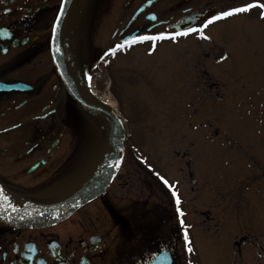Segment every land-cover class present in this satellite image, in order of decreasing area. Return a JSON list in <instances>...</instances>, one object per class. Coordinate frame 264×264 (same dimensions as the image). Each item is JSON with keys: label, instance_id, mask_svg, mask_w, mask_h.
I'll list each match as a JSON object with an SVG mask.
<instances>
[{"label": "flooded vegetation", "instance_id": "1", "mask_svg": "<svg viewBox=\"0 0 264 264\" xmlns=\"http://www.w3.org/2000/svg\"><path fill=\"white\" fill-rule=\"evenodd\" d=\"M64 2L0 0V264H147L159 253L164 263L189 264L171 190L138 149L126 146L95 199L70 204L107 169L112 136L65 86L61 58L87 89L118 66L154 76L163 42L167 69L196 78V106L182 118L194 153L174 151L185 169L181 204L194 201L212 264H264V84L221 82L264 75L260 9L214 21L208 39L190 33L116 48L133 35L199 26L245 0H76L63 35Z\"/></svg>", "mask_w": 264, "mask_h": 264}, {"label": "rangeland", "instance_id": "2", "mask_svg": "<svg viewBox=\"0 0 264 264\" xmlns=\"http://www.w3.org/2000/svg\"><path fill=\"white\" fill-rule=\"evenodd\" d=\"M103 0H97V3ZM242 20L237 17L232 20ZM165 49V55L160 56V63L154 76L123 70L120 66L110 69L100 75L96 81L99 96L114 102L119 114L125 121L127 129L126 146L136 148L143 161L163 174L169 184L175 186V190H181L184 186V165L180 161V156H176L174 151L179 153L188 148L191 138H183L184 132L191 135L192 129L183 124L182 118L188 113H192L196 106L194 101L195 90L189 89V84L195 77L176 75L167 68L172 66V57L168 56L166 43L157 46L156 54ZM167 49V50H166ZM165 67V69H163ZM157 67H154V70ZM222 84L229 88L231 85L240 86L242 84L263 85L264 75L261 77L249 76H225L221 77ZM110 81V82H109ZM109 84H111L109 86ZM109 88V89H108ZM189 99V101H188ZM194 104H191V103ZM188 103V105L186 104ZM197 103V102H196ZM183 108H185L184 111ZM107 122V120H105ZM109 126V124H108ZM110 128V126H109ZM194 146L189 147V151L194 153ZM128 159V151L126 152ZM126 159V161H127ZM125 164L128 163V161ZM131 179V181H134ZM139 185L133 183L129 190L132 195ZM141 191V189H140ZM146 194V191L142 189ZM141 191L140 196L143 197ZM161 196V195H160ZM190 200V198H189ZM183 201L180 205L185 213L183 219L188 227L189 237L192 240L193 251L189 253L191 264H212L213 258L208 252V237L198 226V217L193 200ZM189 202V203H187ZM160 226V224H158Z\"/></svg>", "mask_w": 264, "mask_h": 264}, {"label": "water", "instance_id": "3", "mask_svg": "<svg viewBox=\"0 0 264 264\" xmlns=\"http://www.w3.org/2000/svg\"><path fill=\"white\" fill-rule=\"evenodd\" d=\"M75 1L76 0H65L64 2V7L61 11V13H63L62 15L64 20V23L62 25L63 35L65 31L67 17ZM54 28L55 31H53L51 46H52V55L54 57L55 62L58 64V58L55 51V46H56V38H57V30L59 28V22L55 24ZM63 35H61L62 37L61 44L64 48L65 44H64ZM61 62L63 65L62 71H64V72L61 71L62 72L61 77L68 90L73 94L75 99L80 104L92 110L93 112L101 114L102 116L106 117L112 125L113 136H114L112 160L108 169L90 188L78 194L71 200L73 209H75L95 198L99 193H101L106 188V186L112 180L120 164L121 157L123 155L124 143L126 140V128L123 120L119 117V115L115 112L113 108L99 101L94 96L88 94V92L81 85L79 79L70 72L67 58L62 57ZM163 259L164 258L162 255H158L156 256L154 262L149 264H169L170 260L169 262L167 261L164 263Z\"/></svg>", "mask_w": 264, "mask_h": 264}, {"label": "snow or ice", "instance_id": "4", "mask_svg": "<svg viewBox=\"0 0 264 264\" xmlns=\"http://www.w3.org/2000/svg\"><path fill=\"white\" fill-rule=\"evenodd\" d=\"M149 3H151V0H149ZM253 8H259L260 9V12H259L260 17L264 18V2H260V0H252V2H247V0H245V2L241 6L230 7L227 10L220 11L218 14L211 16L210 19L205 20V22L203 24H200L199 26H188L183 31H174L171 33L159 32V33H156L154 35H152V34L133 35V36H130L128 39H125L123 41V43L116 45V48H123L125 46H129L131 44H135L137 42H142V41H153V42H155L158 39H165L168 37L175 38L176 36H187L190 33H198L202 38L208 39V37H206L204 35L203 30L209 24L213 23L216 20L227 18V17L233 16L235 14L248 13ZM153 19H155V17H153ZM53 31H55V28L53 29ZM116 48H112L109 51L115 52ZM57 51H59V49H57ZM224 58L225 57H223V56L220 57V59H224ZM157 176H158L159 180L162 181L163 184L171 190V196L174 199V203L176 206L175 211L177 213L178 220H179L182 240L184 242V248H185L186 252L191 253L193 251V249L191 247V241L189 238V232H188L189 226L185 225V222L183 219L185 213L182 211V209L180 207L181 200L179 198V195H178L177 191L175 190V186L169 184V181L167 179H165V177L160 176L158 173H157ZM0 195H2V194H0ZM5 199H7V197H5ZM189 264H191V261H189Z\"/></svg>", "mask_w": 264, "mask_h": 264}, {"label": "bare ground", "instance_id": "5", "mask_svg": "<svg viewBox=\"0 0 264 264\" xmlns=\"http://www.w3.org/2000/svg\"><path fill=\"white\" fill-rule=\"evenodd\" d=\"M112 108H114L115 103H109Z\"/></svg>", "mask_w": 264, "mask_h": 264}]
</instances>
